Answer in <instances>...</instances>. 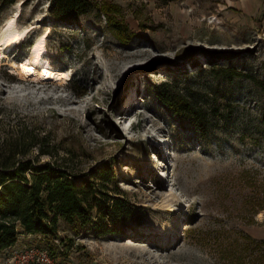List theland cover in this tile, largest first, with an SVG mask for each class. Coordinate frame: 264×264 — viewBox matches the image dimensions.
Returning a JSON list of instances; mask_svg holds the SVG:
<instances>
[{
    "label": "rangeland",
    "instance_id": "1",
    "mask_svg": "<svg viewBox=\"0 0 264 264\" xmlns=\"http://www.w3.org/2000/svg\"><path fill=\"white\" fill-rule=\"evenodd\" d=\"M49 3L0 6V34L19 6L16 26L30 31L0 59V138L25 127L41 164H108L107 192L140 216L109 236L60 218L54 264H264V0H92L64 23ZM47 66L69 76L41 80ZM33 246L48 250L21 235L0 264Z\"/></svg>",
    "mask_w": 264,
    "mask_h": 264
},
{
    "label": "trees",
    "instance_id": "2",
    "mask_svg": "<svg viewBox=\"0 0 264 264\" xmlns=\"http://www.w3.org/2000/svg\"><path fill=\"white\" fill-rule=\"evenodd\" d=\"M20 1L0 0V6H12ZM48 1L52 17L62 23L85 17L93 7L92 0ZM111 24L127 40L128 30L124 25ZM226 73L220 76L230 79L242 76L232 71ZM160 95L182 121L193 127L204 125L184 102L173 104L161 92ZM10 128L0 138V252L14 246L21 235H37L43 237L53 256L58 248L55 240H59L60 218L72 226L76 235L85 229L99 236L122 235L130 223H140L135 205L107 192L108 185L115 181L111 166L104 164L85 174L71 171L66 166V158L41 164L38 157H30L40 145L39 136L27 132L25 127ZM40 154L54 156L51 151H40ZM60 242L63 244L64 240Z\"/></svg>",
    "mask_w": 264,
    "mask_h": 264
},
{
    "label": "bare ground",
    "instance_id": "3",
    "mask_svg": "<svg viewBox=\"0 0 264 264\" xmlns=\"http://www.w3.org/2000/svg\"><path fill=\"white\" fill-rule=\"evenodd\" d=\"M20 13V6L18 7L17 14L14 18V21H11L7 28L3 30L0 34V59L1 57L5 56V54L14 48L18 43H20L23 39L28 37V34L30 31L24 30L21 31L17 28L15 19L18 18ZM69 76L68 74H63L55 69H53L51 66H47L46 69H44L42 73V79H48L51 80V78H54L55 80H60L62 77Z\"/></svg>",
    "mask_w": 264,
    "mask_h": 264
},
{
    "label": "built area",
    "instance_id": "4",
    "mask_svg": "<svg viewBox=\"0 0 264 264\" xmlns=\"http://www.w3.org/2000/svg\"><path fill=\"white\" fill-rule=\"evenodd\" d=\"M57 241L55 240V242ZM14 257L18 258L21 264H29L35 261L37 264H54V260L48 250L36 246L25 247L23 251L16 252Z\"/></svg>",
    "mask_w": 264,
    "mask_h": 264
},
{
    "label": "crops",
    "instance_id": "5",
    "mask_svg": "<svg viewBox=\"0 0 264 264\" xmlns=\"http://www.w3.org/2000/svg\"><path fill=\"white\" fill-rule=\"evenodd\" d=\"M251 2L253 3V2H256V0H251Z\"/></svg>",
    "mask_w": 264,
    "mask_h": 264
}]
</instances>
